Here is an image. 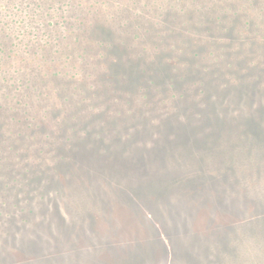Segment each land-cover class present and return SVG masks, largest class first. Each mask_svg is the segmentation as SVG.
<instances>
[{
	"label": "rangeland",
	"instance_id": "374dc122",
	"mask_svg": "<svg viewBox=\"0 0 264 264\" xmlns=\"http://www.w3.org/2000/svg\"><path fill=\"white\" fill-rule=\"evenodd\" d=\"M0 42V264H260L264 0H0Z\"/></svg>",
	"mask_w": 264,
	"mask_h": 264
},
{
	"label": "trees",
	"instance_id": "16d2710c",
	"mask_svg": "<svg viewBox=\"0 0 264 264\" xmlns=\"http://www.w3.org/2000/svg\"><path fill=\"white\" fill-rule=\"evenodd\" d=\"M68 3H69V1H68ZM63 5H68L69 7L71 6V3H69V4H67V3H63ZM63 8V6H61L60 7V10L61 11H63L64 12V10L62 9ZM116 27L115 26H113V27H110V28H108V29H105V30H103L104 31V34H105V36L103 37V34L101 35V38H100V40H102V41H104L103 42V45H105V46H107V39L109 40V39H112L113 40V42H116V39H119V38H121V37H117V34H116V32H117V30L115 29ZM194 30H198V29H194ZM46 33H47V31H46ZM149 34V37H150V39L151 40H155L156 39V36H155V34H153V33H148ZM5 36V41L7 40V41H13V40H15V37H14V35H12V33H10V31H9V33L8 34H4ZM106 37V38H105ZM104 38H105V40H104ZM3 42V41H2ZM2 42H0V54H3V56L2 57H4L5 59H9V58H12V54L11 53H9V55H10V57H9V55L8 54H6V52H5V50H6V48L8 47V45L10 46H12L13 44H14V46L13 47H11V51H13L14 49L13 48H15L16 47V44L15 43H12V44H10V43H5V45H3L2 44ZM110 42V41H109ZM108 47H109V49L110 50H115V49H119V50H121V52L122 53H124L123 51H126V50H128V49H131L130 48V45L128 46L127 45V43H124L123 44V46L122 47H117L116 45H114L113 43H111V44H109L108 45ZM33 49L35 48V47H32ZM23 49H21V51H22ZM35 50H37V49H35ZM114 52V51H113ZM122 53H121V55H122ZM6 55H8V57L6 58ZM120 54H119V56H121ZM3 58V59H4ZM34 59H38V58H34ZM9 61V60H8ZM144 61V59H141L140 60V62H138V63H141V62H143ZM4 63L6 62V61H3ZM115 62V61H114ZM1 63V62H0ZM33 63H35L34 61H31V64H33ZM42 67V66H41ZM40 66H39V68H41ZM123 68H121V67H118V68H113V71H116V72H122L123 70H124V66H122ZM3 69V67L2 66H0V70H2ZM6 70V69H5ZM5 70H4V72H5ZM4 72H2V73H0V82H2L1 81V79H2V75H3V73ZM10 72H12L11 70H9V69H7V74L8 75H10L11 73ZM107 73L105 74V78H107V79H110L112 76H113V72H112V70L109 72V71H106ZM118 77H120V76H118ZM7 78L8 77H5V81H7V82H10V81H8L7 80ZM10 80H13V82H11L12 84H13V86H11V87H14L15 89H17V85L19 84V82H22V81H17L16 79H13V78H11ZM31 81L32 80H28L27 82L28 83H31ZM19 87V86H18ZM16 91H13L12 93H11V95H9V96H7V95H5V96H3L4 97V102H2V101H0V107L2 108V106H4L5 105V103H8V104H10V103H14V105H17V103L18 104H21V105H23V103L26 101V99H24L25 97H23V95L22 94H17V93H15ZM11 96H15V97H13V99L12 100H9V99H6V98H8V97H11ZM5 99H6V101H5ZM13 105V106H14ZM4 108H5V106H4ZM12 114H13V116H14V112H11ZM3 113L0 111V116L2 115ZM62 126V125H61ZM32 132H34V128H32ZM35 133V132H34ZM259 142V141H258ZM255 144H257V145H259V143H257V142H255ZM254 147H257V146H254ZM14 147L9 143V142H7L3 137H2V135L0 134V178L2 177V174L4 173V172H7V169H9L10 168V164L11 165H13V167H16V166H19L20 167V165L22 164V163H20L19 164V160H20V158H16L17 156H18V154L17 153H12V152H14ZM80 149H77V151H79ZM5 153V154H4ZM249 155L251 154V153H248ZM260 157H256V158H254V157H251V156H249V157H245V159H244V162L246 163V164H250V163H252V162H255L257 159H259ZM5 159V160H4ZM16 159V162L15 161H12V160H15ZM243 162V163H244ZM234 165H236V163L234 164ZM233 165V166H234ZM253 165H255V164H253ZM249 168H251V167H249ZM252 169H256V168H252ZM22 178V180H23V176L21 177H19L18 179H21ZM1 185V184H0ZM11 188V187H10ZM10 188H8V190H10ZM1 193H2V191H1V189H0V196H1ZM260 226V228H261V231H260V234L259 235H261L262 236V238H260L259 237V240L261 241V242H264V219L261 221V222H259L258 223V225H257V223L256 224H254L253 226H251V227H249L248 228V230H247V233L249 234V233H251V232H253L257 227H259ZM256 232H258L257 230L256 231H254L253 232V234L254 233H256ZM263 245V244H262ZM261 245V246H262ZM258 247H260V246H258ZM263 248H264V245H263ZM233 252V253H232ZM229 253L234 257V259L235 260H239V261H241V260H243L244 258V260H249L250 258L249 257H247V255L248 256H253V258H254V260H255V258H258V263H260V264H264V249H262L261 248V251H255L254 253H249V254H246V255H243L242 253H240V251H229ZM222 259V257H220V260ZM223 260V259H222Z\"/></svg>",
	"mask_w": 264,
	"mask_h": 264
}]
</instances>
